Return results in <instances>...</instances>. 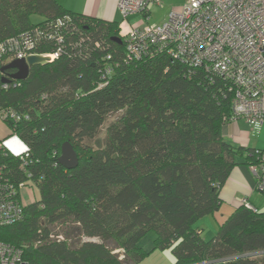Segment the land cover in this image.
<instances>
[{"label": "trees", "instance_id": "trees-1", "mask_svg": "<svg viewBox=\"0 0 264 264\" xmlns=\"http://www.w3.org/2000/svg\"><path fill=\"white\" fill-rule=\"evenodd\" d=\"M121 29L56 0H0V118L23 146L0 139V179L22 207L0 241L21 248L25 264H141L155 249L174 264H264V211L240 203L209 239L197 226L218 210L232 167L264 151L224 138L233 82L167 52L129 57ZM18 46L60 53L17 80L2 68ZM65 141L78 158L69 169L58 161ZM24 185L39 198L22 204ZM148 232L149 251L139 243Z\"/></svg>", "mask_w": 264, "mask_h": 264}, {"label": "built area", "instance_id": "built-area-1", "mask_svg": "<svg viewBox=\"0 0 264 264\" xmlns=\"http://www.w3.org/2000/svg\"><path fill=\"white\" fill-rule=\"evenodd\" d=\"M152 7H162L161 0H118L124 19L139 16L126 33L129 57L167 52L190 68L223 75L233 82L229 122L244 119L256 129L264 120V0H184L160 22L151 20ZM9 50L14 58L32 55L19 46ZM4 51L0 45V56ZM59 53L57 47L41 56L51 61ZM255 153L260 162L249 166L257 177L256 189L264 193V151ZM240 202L256 210L247 199ZM21 212L14 184L0 179V226L13 223ZM21 255V248L0 241V264H25Z\"/></svg>", "mask_w": 264, "mask_h": 264}, {"label": "crops", "instance_id": "crops-1", "mask_svg": "<svg viewBox=\"0 0 264 264\" xmlns=\"http://www.w3.org/2000/svg\"><path fill=\"white\" fill-rule=\"evenodd\" d=\"M56 1L64 8L74 12L83 13L104 21H119L121 28L124 22L127 27L126 33L139 17L131 15L124 19L118 9V0ZM183 2L184 0H161L162 7L151 8V20L155 22L164 20L170 8L177 7ZM0 130H4V128L0 126ZM223 135L228 142L235 146H241L245 149L264 150V120L256 129H253L244 119H238L234 123H227L223 128ZM4 143L9 148V144ZM16 143L17 145L14 144V146L19 147L18 142ZM22 149L23 147L15 152H19ZM256 184L257 177L249 165L242 163L234 165L219 189L220 204L218 210L212 215L203 216L197 222L200 234L202 235L207 230V233H210V237H212L215 234L218 223L222 222L233 209L240 205V199L242 198L247 199L256 210L264 211V193H260L256 189ZM218 260L225 261V259Z\"/></svg>", "mask_w": 264, "mask_h": 264}, {"label": "rangeland", "instance_id": "rangeland-1", "mask_svg": "<svg viewBox=\"0 0 264 264\" xmlns=\"http://www.w3.org/2000/svg\"><path fill=\"white\" fill-rule=\"evenodd\" d=\"M181 6V5H179ZM177 6V7H179ZM43 17L40 14H32L31 15V20L32 22H38L42 19ZM125 21V20H124ZM126 23L123 22L122 24V34L126 33ZM0 126L4 128V130H0V139L4 138V141L9 144V148L12 151H18L22 146L21 142L16 138L13 137L12 135H9L10 133V128L6 125V123L0 118ZM104 127L103 125L102 128H100V131L98 133L99 138H103L104 135ZM15 141V142H14ZM19 144V147L14 146V144L17 145ZM88 143H91V141H86ZM21 151V150H20ZM19 151V152H20ZM39 198V192L36 186H29V185H24L20 188V199L22 204H27L30 203L36 199ZM56 229H54L53 232H55ZM204 239H209L211 234L207 233V230L204 231L201 235ZM154 238V233L153 232H148L142 239L139 241L140 245L144 247L146 250H151L152 248V240ZM111 245V243L109 244ZM115 253L119 255V257H122L123 251L122 249H115ZM141 264H174V257L170 250H160V249H155L152 250L149 254H147L143 260L141 261ZM210 264H227L225 261H214Z\"/></svg>", "mask_w": 264, "mask_h": 264}, {"label": "water", "instance_id": "water-1", "mask_svg": "<svg viewBox=\"0 0 264 264\" xmlns=\"http://www.w3.org/2000/svg\"><path fill=\"white\" fill-rule=\"evenodd\" d=\"M45 61H49V58L38 54H32L27 56L26 58L13 59L8 64L3 66L2 69H6V68L15 69V71L11 74V77L17 80H21L27 76L29 66L35 63H40ZM58 161L62 166L68 169L73 168L77 165L78 162L77 154L68 141H65L61 145V154L58 158Z\"/></svg>", "mask_w": 264, "mask_h": 264}]
</instances>
